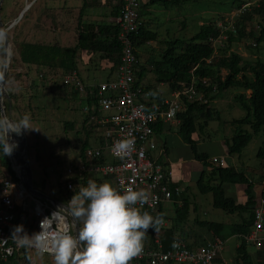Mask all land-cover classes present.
Segmentation results:
<instances>
[{
  "label": "trees",
  "instance_id": "1",
  "mask_svg": "<svg viewBox=\"0 0 264 264\" xmlns=\"http://www.w3.org/2000/svg\"><path fill=\"white\" fill-rule=\"evenodd\" d=\"M6 1V0H5ZM3 1V3L5 2ZM187 0H148L145 4L161 2L164 5H175ZM231 9H238L243 3L248 0H229ZM107 0H81V5H75L79 9L77 15L76 26L74 27L77 34L76 42L73 46L62 45L58 42H40V41H22L19 44L18 56L22 65L25 66V72L11 71L13 60L10 59L9 70L5 83V90L8 98L2 100V105L5 115L8 117L11 109L16 111L21 110L19 101H26L25 108L27 111L21 113V118L25 114L31 116V121H39L41 111L45 108L46 96L50 94L52 97L58 96L63 101H73L81 99L85 102L84 106L92 107L94 98L89 95L90 85L86 83L80 76L79 63L83 64L87 61L85 58L93 54H97L103 58L110 70L106 79L113 76L115 67L119 62L120 43L117 40L118 24L114 21L106 20H90L83 16L88 7L92 4L104 6ZM1 4L0 14L3 23L5 22L4 4ZM33 3V2H32ZM33 5V4H32ZM29 9L25 10L22 17L26 16ZM119 13V5L112 6L111 16H117ZM224 16L221 15L220 19ZM257 18L260 26L258 32L250 29L249 22ZM236 34L231 30L226 31L227 42L224 47H218L219 52L213 53V47L210 41L211 37H216L220 29L216 26V21L209 20L199 25V29L188 39H169L166 41V47L160 52L159 57H152L149 65H144L140 61L136 65L135 86L140 87L144 93H155L157 99L161 98V93L156 90L159 83L167 84L170 89L178 86L179 82H187L190 79L191 71L197 76H208L217 85V92L212 95L215 98L217 94L230 87H238L242 89L237 98L241 103V107L245 110L243 117L233 119L232 123L237 125L235 133L232 137L226 139L228 154H238L249 143L254 135H256L264 127V60L257 59L249 61L244 59L240 54L231 51L226 53L234 43L240 42L246 37H251L256 41V45L264 42V0H258L251 4L250 7L240 14L239 18L234 23ZM55 28V26H54ZM157 33L151 29H147L141 24L137 35L134 37L135 46L142 45L146 40L156 38ZM138 55V54H137ZM212 57L211 63H206V59ZM195 67V68H194ZM225 69L227 72L223 76L221 71ZM149 70L154 75L153 81H145V71ZM75 71L79 78L86 84L84 92L75 89L73 85L63 82V76L67 73ZM56 73L60 74L57 76ZM13 82H17L14 84ZM14 84V85H13ZM249 91V93H246ZM43 94V96H41ZM32 102L34 105H32ZM83 106V107H84ZM87 113H81L80 118L62 119L61 126L64 136L73 131L79 142L75 146V153L72 159H80L85 163L89 160L84 156V150L87 147L96 145L102 141V137L97 135L99 125L87 121ZM179 119L178 134L182 140L190 144L194 156L200 160L203 165L208 167L210 164L207 161L208 155L198 150L196 142L192 134L197 128L202 129L208 125L209 121L218 119V111L211 104L188 103L185 111L178 113ZM43 120V119H42ZM246 123L250 130L241 129L240 125ZM164 123L159 122L154 130H161ZM257 158L264 163V143L259 146ZM108 160V158H103ZM102 160V161H103ZM0 163L5 167L9 176L18 181L17 173L11 167V161L8 156H3L0 152ZM207 172L203 170L196 181L198 191L202 194L211 193L212 205L215 208H220L227 213H238L244 215L241 221L226 225L218 221H198V224L205 228L209 238L213 236L220 237L225 241L226 237L235 235L239 237V244L236 246L234 256V264H255L254 258L247 250V244L242 239V235L247 234L252 224V211L257 201L253 191V182L250 175H246L243 170L236 169L234 166L225 164L224 166H211L209 176L217 181L212 183L213 178L205 175ZM8 176V177H9ZM207 176V175H206ZM92 176L84 174L82 178L72 177V188H65V177L62 174L58 182V199L69 204V201L79 189L87 185V181ZM95 178H102L95 176ZM4 179V178H3ZM0 179V182L1 180ZM106 179V178H104ZM261 179H264V174ZM228 183L245 184L246 200L242 203L237 202L234 197L226 194L224 185ZM45 186L43 185L42 189ZM264 198V185L261 193ZM176 220L182 221L188 213V205L186 199L183 204L176 208ZM21 211L18 212L20 215ZM246 214V215H245ZM161 216V213L160 215ZM227 228V233H223ZM173 226L168 228L163 225L159 233L163 238L164 248L169 247L173 239ZM36 230L34 219L29 218L26 226V233L31 236ZM164 230V232H163ZM154 230H151V232ZM28 248L23 247L21 252L14 257H10L7 264L11 260L18 262L24 261L28 264L29 257L27 255ZM21 263V262H20Z\"/></svg>",
  "mask_w": 264,
  "mask_h": 264
},
{
  "label": "built area",
  "instance_id": "2",
  "mask_svg": "<svg viewBox=\"0 0 264 264\" xmlns=\"http://www.w3.org/2000/svg\"><path fill=\"white\" fill-rule=\"evenodd\" d=\"M115 3L119 5V13L114 18L119 28V62L111 78L90 85L89 95L94 98L95 103L91 108H82V112L88 114L87 121H94L99 125L97 135L102 137V141L85 148L84 156L89 163L79 160L65 167V188H72V177L82 178L84 174H89L110 180L112 186L121 192L128 188L144 190L149 194V203L145 204L141 211H147L155 217L160 215L163 202L173 201L174 196L180 195L181 187L173 181L171 169L153 155L157 149L154 127L159 122L179 123L176 115L185 111L188 103L211 104L214 100L212 95L217 92V85L208 76L194 75L193 69L187 82H179L177 87L170 89L169 97L164 96L149 102L147 93L134 84L136 65L139 62L134 37L142 24L139 16L141 3L139 0H115ZM251 4L248 0L216 22L220 32L216 37L210 38L214 54L219 52L218 47L225 46L226 31L231 30L236 34L234 23ZM205 61L211 63L212 57ZM63 82L73 85L81 92L86 90V84L75 71L64 75ZM130 137L135 139V150L122 159L114 154L113 146L117 141ZM105 157L108 160H103ZM208 161L215 167L226 164L225 160L218 156H211ZM31 217L36 225L34 234L44 230L50 237H55L58 231L66 227L72 232L67 214L54 209L46 200L29 194L20 179L14 181L7 176L1 180L0 262H7L10 257L21 252L23 247L17 245L13 233L19 225L23 226L26 233V226ZM252 217L250 230L242 235V239L246 244H251L261 251L264 250L262 196L253 207ZM151 230L146 234L143 251L134 257L130 264H230L222 254L224 241L218 236L210 237L195 247L188 246L179 236H174L169 247L164 248L163 238ZM28 249L41 252L35 247ZM41 253L53 255L50 251Z\"/></svg>",
  "mask_w": 264,
  "mask_h": 264
},
{
  "label": "rangeland",
  "instance_id": "3",
  "mask_svg": "<svg viewBox=\"0 0 264 264\" xmlns=\"http://www.w3.org/2000/svg\"><path fill=\"white\" fill-rule=\"evenodd\" d=\"M249 1L254 4L258 0ZM229 2V0H187L183 5L176 6L175 4L171 8H176L179 11L176 21L180 23L184 21L185 26L183 29L178 27L176 31L174 30L175 26L171 24L169 26L170 34L164 37L159 33L160 36L158 39H188L197 32L199 25L202 24L203 21L205 22L207 18L211 17L212 20H216L218 14H222L224 17L227 16L232 10ZM3 4V11L6 18L4 24L8 26L7 35L9 43H11L10 59L12 58L13 60L12 70H10V72L20 71V73H24L26 71L25 66L22 65L18 56L19 44L24 40L46 43L58 42L67 46H73L75 44L76 33L74 27L76 26L77 15L79 13V9L76 8L75 5L80 6L81 0H6ZM27 5L28 7L26 10L29 9L27 15L19 18L20 12ZM151 5L157 9L154 14L158 17V20L160 19L162 21L163 18L169 16L167 11H159V7L165 6L161 2L152 3ZM173 14L176 15V13ZM258 23L259 20L255 18L249 22L248 27L258 32L260 26ZM231 51L240 54L244 59L249 61H255L257 59L264 60V42L256 45V41L251 37H246L240 42L234 43L226 53L228 54ZM151 52L158 53L155 48L153 50L148 49V53ZM81 72L82 79H84L86 83L97 84L103 80L104 72L100 68L93 69L90 72L81 70ZM226 72L225 69H222L223 76ZM56 75L60 76L58 73H56ZM13 83L16 84L17 82ZM158 88L163 96L169 97L170 89L167 84L158 85ZM241 90L242 89L238 87H230L218 93V101L213 104L218 111V119L209 121L208 125L202 127L200 130H198L199 128L196 129L201 137V149L203 148L210 153L219 154L225 151L226 146L224 144V138L226 136L229 138L232 137L237 128L236 124L230 126L233 125L232 120L241 118L245 114V110L241 107V103L237 98V95L242 92ZM248 92L249 91H246V93ZM41 96H43V94ZM26 103H28V100H20V112L12 108L8 118L11 120H19L21 118V113L27 111V107L25 108ZM42 103H45V108L39 111L41 112L40 120L32 121V126L38 130L24 132L27 141V158L33 174V186L40 189L44 185L45 187L41 190L56 198L60 196L57 194L58 182L62 174L64 175L65 167L68 164H75L80 160L75 157L72 159L75 153V146L79 145L77 137L73 131H69L64 136L61 121L66 118H80L79 116L82 113L85 102L81 99L63 101L58 96L52 97L48 94L45 101ZM32 105H34L33 102ZM240 127L243 130H250L246 123H242ZM9 135L12 142L19 144L20 139L17 135H13V133ZM263 143L264 127L254 135L245 148H243L240 153V160L252 164L254 167V162L259 160L256 156L257 150ZM14 152L10 157L16 161ZM196 173V170L192 171L191 178H189V181H186V184L189 185V188L195 193L196 200L201 198V202H196L195 211L193 207L189 206L186 218L179 222L176 220L177 212L175 205L172 204L171 201L163 202L162 215L165 223L164 225L167 224L171 226L177 222L182 228L187 230V233L190 231L191 233L199 234L201 231H204L205 228L200 226L196 220L218 221L226 225L237 222L238 220L235 218V214L227 213L220 208H215L211 204V193L202 194L198 191L196 181H194ZM7 176H9L7 170L0 163V179L6 178ZM204 178L205 180L208 179L206 175ZM91 179L95 180L98 184L109 181L104 178H95V176H92ZM204 199L207 201L204 202ZM227 232V228H225L223 233ZM239 240V237L232 235L226 237L224 241V250L222 254L230 264H234L233 259ZM247 250L252 256L256 254V249L251 244H247ZM27 255L29 257L28 264H54V255H48L32 249L28 250ZM260 260H258V262L256 261L255 264H264V262ZM20 262L11 260L7 264H24L23 260Z\"/></svg>",
  "mask_w": 264,
  "mask_h": 264
},
{
  "label": "clouds",
  "instance_id": "4",
  "mask_svg": "<svg viewBox=\"0 0 264 264\" xmlns=\"http://www.w3.org/2000/svg\"><path fill=\"white\" fill-rule=\"evenodd\" d=\"M5 41L6 33L0 30V47ZM6 69L7 64L0 62V81ZM30 130L38 129L32 126L29 114L19 120H11L0 113L2 155L11 156L18 147L10 140V133L19 136ZM134 150L135 139L132 137L119 140L113 146L114 154L122 159ZM147 203L149 194L144 190L128 188L121 192L110 183L98 184L89 179L87 185L75 192L69 201V212L77 225L75 234L66 227L55 237H50L44 230L29 236L19 225L13 236L19 247L50 251L54 255V264H130L143 251L149 229L157 231L164 223L162 215L154 217L147 211H141Z\"/></svg>",
  "mask_w": 264,
  "mask_h": 264
},
{
  "label": "crops",
  "instance_id": "5",
  "mask_svg": "<svg viewBox=\"0 0 264 264\" xmlns=\"http://www.w3.org/2000/svg\"><path fill=\"white\" fill-rule=\"evenodd\" d=\"M139 1L141 3L140 9H139L140 19L142 20L143 24L145 25L147 29H151L157 33L156 38L146 40L142 45L136 47L140 63L147 66L149 65L150 59L152 57H159L160 52L163 51L166 47V41L168 39L166 38L158 39V37L160 35L167 37L170 34L169 26L171 24L175 26L174 30L176 31L178 27L183 29L185 24H184V21H181V23L176 21V17L179 14V11L176 8H171L174 5H168V6L165 5L163 7L157 6L160 8L159 11L165 10L168 12V15H169L168 17L163 18L161 21L160 19L158 20V17L154 14L155 11H157V9H155L154 6L152 5L145 6L148 0H139ZM185 2L186 1L177 3L176 6L183 5ZM114 4H116L115 0H107L104 6H98L97 4H92V6L87 8V10L85 11V15L83 17L86 19H90V20L114 21L115 16L110 15L112 11V6ZM173 13H176V15ZM221 15L222 14H218V17L216 20H212L211 17H209L206 19L205 22L209 20L217 22L220 19ZM159 33L161 34L159 35ZM76 37H77V34H76ZM173 39H177V38H173ZM154 48L156 49V51H158V53H155V52L148 53V49L153 50ZM85 59L87 61H84L83 64L79 63V70H80L79 73H80L81 78H82L81 70L90 72L91 70L98 69V68H100L104 72L103 80L107 78L110 70L108 69L107 64L103 58H100L97 54H93L91 58L86 57ZM153 79H154L153 73L150 72L149 70H146L144 80L153 81ZM89 84H93V83H89ZM162 84L163 83L157 84L156 90L158 92H160L158 85H162ZM161 97H164L162 93H161ZM146 98L147 100H149V102H153L157 100L155 93H152V94L147 93ZM217 101H218V94L212 101L211 105L215 104ZM178 124L179 123H177L176 121H171L169 123H165L161 130L155 131L154 140L156 142L157 149L153 152V155L157 157L160 162H162L164 165H166L167 167L171 169L173 181L181 187L180 195L174 196V200L171 201V203L174 204L175 207L177 208V207H180L183 204V200L186 199L188 208L189 206H191L194 208V211H195L196 202L200 203L201 198L196 200L195 193L192 192V189L189 188V185L186 184V181L190 180L189 178H191V174L193 170L197 171L196 178L194 181H197V179L199 178L203 170L207 172L206 174L207 177H210V179L213 178L212 175L209 176L211 164L208 162L210 165L208 167L207 166L205 167L200 160L195 158L190 144L184 142L182 138L180 137V135L178 134ZM230 126H234V124ZM192 137L194 141L196 142L198 150L206 153L208 155V159L211 156L216 155L218 157L223 158L226 164L232 165L236 169L243 170L246 173V175H250V178L252 179V182H253V191H254L255 198L258 200L262 196L261 193H262V189L264 185V179H261L264 174V163L262 161L256 160V162H254L255 166L253 167L252 164L245 163V161L240 160L241 152L238 154H232V155L228 154L227 146L225 142L226 139L229 138L228 136L224 138V144L226 146V149L225 151H223V153H220V154L210 153L204 150L203 148L201 149L200 147L201 137L197 131L193 132ZM216 182L217 181L215 179L212 181V183H216ZM107 183H110L112 185V182L110 180ZM245 189H246V185L240 184V183H234V184L228 183L224 185V190L226 194L234 197L235 200L240 203L246 200ZM191 197H192V200H191ZM211 199H212V196H211ZM203 201L206 202L207 200L204 199ZM162 212H163V207L161 205L160 207L161 215H162ZM233 214H235V218L238 220L237 222L241 221V219L244 217V215H239L238 213H233ZM164 226L168 228L173 226L174 228L173 235L179 236L190 247H195L203 243L205 240L209 238V234H207L205 230L201 231L199 234L191 233L190 231H188L187 233L186 232L187 230L185 228H182L180 224H178L177 222L172 224L171 226H168L167 224ZM255 252L256 254L253 255L254 261L258 262V260L262 258L260 261L264 262V250H261V251L255 250Z\"/></svg>",
  "mask_w": 264,
  "mask_h": 264
},
{
  "label": "water",
  "instance_id": "6",
  "mask_svg": "<svg viewBox=\"0 0 264 264\" xmlns=\"http://www.w3.org/2000/svg\"><path fill=\"white\" fill-rule=\"evenodd\" d=\"M2 1L3 0H0V7H1ZM27 7L28 5L25 6L23 10L20 12L18 16L19 18L23 15ZM7 29H8V26H5L0 16V30H3L6 33L5 44L3 47H0V58H1V53H2V60L0 59V62H4L7 64V69L4 73V78L2 81H0V113L4 115H5V111L2 105V100L4 98H8L7 91L5 90V83L7 79V73H8L7 71H8L9 62H10V58L8 59L7 53H6L7 48L10 46L8 35H7ZM13 135H16V134L13 133ZM18 137L20 141H19L18 147L15 149L16 161H14L13 158L8 156L12 163L11 165L12 169L18 174L19 179L22 181L24 187L29 192V194L46 200L50 204L51 207L67 214L68 220L70 221L72 225V233L75 234L77 231V225L73 223L72 221V218L69 212V204L58 198L52 197L51 195L45 193L41 189L33 186L32 184L33 174H32L31 167L29 165V160L27 158V141H26L24 132Z\"/></svg>",
  "mask_w": 264,
  "mask_h": 264
},
{
  "label": "bare ground",
  "instance_id": "7",
  "mask_svg": "<svg viewBox=\"0 0 264 264\" xmlns=\"http://www.w3.org/2000/svg\"><path fill=\"white\" fill-rule=\"evenodd\" d=\"M11 44V43H10ZM6 53H7V57H8V59L10 58V53H11V46H9L8 48H7V50H6ZM1 60H2V54H1V58H0ZM14 152V151H13ZM15 153V152H14Z\"/></svg>",
  "mask_w": 264,
  "mask_h": 264
}]
</instances>
